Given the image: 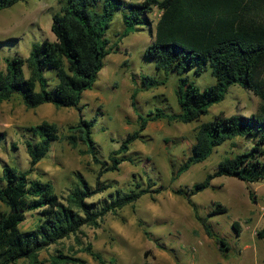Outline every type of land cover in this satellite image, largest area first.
<instances>
[{"label": "trees", "instance_id": "obj_1", "mask_svg": "<svg viewBox=\"0 0 264 264\" xmlns=\"http://www.w3.org/2000/svg\"><path fill=\"white\" fill-rule=\"evenodd\" d=\"M21 1L26 0H0V11ZM155 7L161 15L155 40L145 54L157 69L180 75L176 89L180 109L167 112L157 107L147 114L140 113L138 129L127 135L109 160H104L93 135L96 119L83 117L81 102L84 93L94 87L106 58L120 49L107 36L114 18L121 14L125 26L121 37H124L144 25L152 28L151 14ZM52 31L56 39L34 43L28 57L16 54L5 58L6 70L0 71V104L18 97L27 108L47 103L58 108H76L79 119L68 126L65 138L82 154L91 155L100 170L96 186L78 174L75 187L62 199L53 182L30 177L49 154L53 142L60 139L58 126L45 120L29 127L37 137L36 141H26L29 169L21 170L12 164H4L2 168L0 201L6 208H0V264H17L21 259L40 264L42 250L77 236L85 226L100 227L107 214H116L147 194L156 198L168 189L187 200L195 218L216 239L220 250H229L226 238L219 237L209 222V217L227 212L228 207L216 202V207L203 216L194 196L211 188L216 177L231 176L248 183L264 180V0H64L53 16ZM208 67L216 83L205 88L185 75L189 71L201 75ZM47 68L53 71V76L46 75ZM165 81L142 77V85L132 93L133 106L137 109V96L143 87L149 89ZM234 85L252 90L261 98L259 111L251 115L219 114L202 123L191 153L173 169L172 181L193 165L206 161L226 141L242 137L251 142L249 148L226 157L204 180L190 187H170L156 180L146 186L138 183L131 190L111 193L102 203L92 200L95 194L113 186L102 181L101 176L119 171L125 161H134L129 151L133 142L143 137L150 121H198L213 105L221 103ZM29 212L37 215V221L24 230L22 223ZM140 224L150 240L164 247L142 220ZM233 227L238 234L241 232L238 221ZM257 236L264 238V227ZM86 251L104 263L102 254L91 243ZM150 255L152 250H147L146 259ZM52 264L89 263L75 253L60 251L52 257ZM143 264L150 262L145 260Z\"/></svg>", "mask_w": 264, "mask_h": 264}, {"label": "rangeland", "instance_id": "obj_2", "mask_svg": "<svg viewBox=\"0 0 264 264\" xmlns=\"http://www.w3.org/2000/svg\"><path fill=\"white\" fill-rule=\"evenodd\" d=\"M63 4L64 0H26L0 11V41H3L0 45V71L6 70V57L16 54L28 57L34 43L44 39H56L52 31L53 16L60 11ZM160 15L161 11L155 7L151 14L152 28L144 25L140 30L121 37L125 26L121 14H118L107 31L111 43H117L120 49L106 58L105 66L94 87L84 93L81 102L83 117L96 119L93 135L104 160H109L110 154L120 147L127 135L138 129L140 113L147 114L157 107L167 112L180 109L176 94L180 75L157 69L155 63L145 54L146 48L155 40ZM52 72L46 69L47 76H53ZM185 75L201 88L216 83L210 67L201 75L194 71ZM144 76L166 81L149 89L143 87L137 96L136 109L132 104V93L142 85ZM261 104V98L252 90L234 85L229 89L226 98L213 105L209 113L198 121H150L143 137L134 141L131 146L128 155L134 161H125L119 171L107 172L101 176L102 181L113 186L95 194L92 200L102 203L111 193L131 190L138 183L146 186L149 181L157 180L170 187H190L204 180L222 160L249 148L251 142L242 137L226 141L206 161L193 165L178 180L172 181L173 169L191 153L199 126L219 114L229 116L257 113ZM78 119L79 111L74 107L58 108L47 103L36 108H27L18 97L2 102L0 184L4 164L16 165L21 170L29 169L30 156L26 141H36L37 137L28 128L47 120L58 126L60 139L53 142L49 154L37 164V171L30 177L53 182L62 199H66L75 187L78 174L96 186L100 166L93 161L91 155L82 154L79 148L73 147L65 138L68 126L76 123ZM81 147L85 148L84 145ZM212 183L211 188L196 194L194 200L203 216H207L216 207V202L228 207L227 212L209 217V222L219 237L226 238L230 249L222 252L213 238L214 242L211 244L216 246L215 251H209L204 246L200 249H206L203 254L206 264H238L240 251L245 244L252 247L246 250L250 264H264V238L257 236L258 230L264 227V180L248 183L236 177L221 176L213 179ZM0 208H6L2 201ZM141 220L155 237H160L169 247L179 249V243L186 244L184 249L187 251L188 246L198 239L194 234L196 230L190 235H187V230H179L187 227L189 222L199 221L187 200L168 189L156 198L147 194L118 213L107 214L100 227L85 226L83 232L77 236L72 235L42 250L39 254L40 264H52V257L60 251L66 254L75 253L89 264H102L86 251L88 243L102 254L103 264H143L145 260L151 259V255L146 259V245L150 239L144 233ZM36 221L37 215L29 212L22 228L30 229ZM235 221L240 223L239 235L233 227ZM201 230L205 231L203 226ZM181 232L184 235H180ZM213 248L211 245L210 249ZM187 253L178 263L198 264ZM17 264L32 263L28 259H21Z\"/></svg>", "mask_w": 264, "mask_h": 264}, {"label": "crops", "instance_id": "obj_3", "mask_svg": "<svg viewBox=\"0 0 264 264\" xmlns=\"http://www.w3.org/2000/svg\"><path fill=\"white\" fill-rule=\"evenodd\" d=\"M201 226H202V224L200 222L199 223L189 222L187 224V227L179 228V230H187L188 231L187 235H190V233H192L193 230H196V233H194V232L193 233L195 234V236L198 239L194 240L193 243L188 246L189 250H187V251H185V249H184L186 244H180L179 243L177 245V247L179 249H175L173 247H169L168 244L166 242H164V240H162L164 247L157 246L154 241L150 240L149 243L146 245L147 250H152L151 259L149 260L150 264H179L178 261L183 260L184 255H186L187 252H188L187 255L191 254L190 258H192V261H194L195 263L198 262V264H206L203 254H204L206 249H208L209 251L210 250L213 251L216 248V246H214V244H211V242H214L215 238L213 239L212 237H210L207 234L206 230L202 231ZM152 234L154 235V233H152ZM180 235H184V233L181 232ZM155 238L160 239V237H155ZM211 245H213V247H214L213 249H210ZM202 246H204L206 249L203 251H200ZM188 247H186V249H188ZM242 247H243V249L240 251V255H239L240 261L238 264H248V263L250 264V259L248 257L249 254L246 253V250H248L252 247L248 244H245ZM177 255H179L178 258L176 257ZM181 255H183V256H181ZM237 259H239V258H237ZM196 260H198V261H196ZM228 264H231V263H228ZM232 264H234V263H232Z\"/></svg>", "mask_w": 264, "mask_h": 264}]
</instances>
